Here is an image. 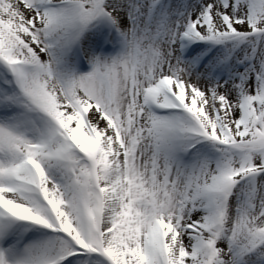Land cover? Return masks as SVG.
Here are the masks:
<instances>
[{
	"label": "snow or ice",
	"instance_id": "snow-or-ice-1",
	"mask_svg": "<svg viewBox=\"0 0 264 264\" xmlns=\"http://www.w3.org/2000/svg\"><path fill=\"white\" fill-rule=\"evenodd\" d=\"M0 264H264V0H0Z\"/></svg>",
	"mask_w": 264,
	"mask_h": 264
}]
</instances>
